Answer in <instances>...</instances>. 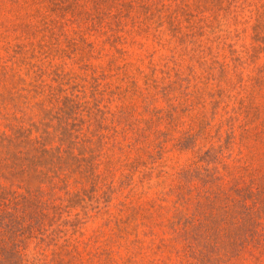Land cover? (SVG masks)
<instances>
[{"label": "rangeland", "instance_id": "374dc122", "mask_svg": "<svg viewBox=\"0 0 264 264\" xmlns=\"http://www.w3.org/2000/svg\"><path fill=\"white\" fill-rule=\"evenodd\" d=\"M0 264H264V0H0Z\"/></svg>", "mask_w": 264, "mask_h": 264}]
</instances>
